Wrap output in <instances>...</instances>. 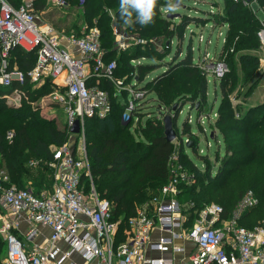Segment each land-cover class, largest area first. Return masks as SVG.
<instances>
[{"label":"built area","instance_id":"2783aa9c","mask_svg":"<svg viewBox=\"0 0 264 264\" xmlns=\"http://www.w3.org/2000/svg\"><path fill=\"white\" fill-rule=\"evenodd\" d=\"M34 1L16 7L0 0V85L11 87L15 81L25 80L23 71L9 65L15 47L36 50L30 79L52 84L50 99L68 113L72 136L75 134L70 129L76 119L84 133L87 119L111 113V93L102 86L103 80L112 84L115 97L119 92H128L122 121H134L136 126L140 119L137 113L148 92L137 79L128 81L115 74L117 61L106 59L101 30L82 25L80 31L60 32L43 24ZM47 2L58 9L69 6L67 0ZM112 32L118 52L148 42L117 23L112 24ZM180 140L185 145L190 141L183 135ZM49 166L55 184L40 191L6 185L10 177L5 170L0 172V238L5 245L0 264H264V221L252 228L240 224L244 214L258 202L254 192L244 193L229 218L222 217L223 205L212 202L188 226L187 203L180 200L179 194L181 185L194 183L195 176L177 153L171 157L169 180L158 194L138 207L128 220L130 235L118 245L120 221L113 218L111 202L95 189L85 141L79 147L66 143L53 149ZM42 227L50 232L45 235ZM178 241H190L195 249ZM149 251L171 256H149ZM181 254L177 260L175 256Z\"/></svg>","mask_w":264,"mask_h":264},{"label":"trees","instance_id":"16d2710c","mask_svg":"<svg viewBox=\"0 0 264 264\" xmlns=\"http://www.w3.org/2000/svg\"><path fill=\"white\" fill-rule=\"evenodd\" d=\"M11 4L18 7L22 4V0H8ZM69 8L76 9L82 13V17L87 27L97 26L101 30V40L106 49V59H116L114 46V35L112 32V14L116 18L119 26H126L131 32L139 34L143 38H153L157 35H164L168 38L175 37L177 30H185L191 23H198L202 17L182 14L178 17V22L171 21L169 18L162 16L161 9L164 7L166 0H157L155 9L154 23L141 26L138 22L131 25H126L121 19L119 11V0H67ZM241 1L243 0H227L231 2L228 7V14L235 15L237 23H231L230 26L235 30L237 37L234 42L236 46L247 44L235 50L233 54L234 68V84L227 94L228 112L233 118V124L226 123L227 119H222V114L219 118L223 124H230L221 127V133L225 142V151L221 153L217 151L215 160L210 161V167L206 171H202L195 162L189 161L188 169L194 173L195 182L190 185H181L179 198L182 202L187 203L186 213L188 216L187 225L194 223L199 215L200 210L205 205L214 201L224 206L222 217L227 219L230 217L232 210L237 201L236 198L243 193L245 184L236 186L235 180L240 178L250 182L252 187H259V193L264 201V130L258 129L260 124H251L249 120L257 110L264 108V102L256 105L250 104L244 107V101L253 92V89L259 84L262 79L260 73V65L252 69V73L246 79L247 60L259 61L260 57L255 55V52L260 47L258 42L252 41L256 38V23L258 19L254 18L253 13L248 8H242ZM259 9L264 10V0H257ZM47 0H35L34 7L43 9L47 7ZM224 17L222 24H226L229 19L224 16V13L219 15ZM214 20V19H213ZM218 21V22H219ZM217 22V19H216ZM200 23V22H199ZM74 23V27H77ZM173 26V27H172ZM74 29L80 31V27ZM255 35V37H253ZM244 40H247L245 43ZM230 42L227 43V46ZM141 46H136L124 50L122 58L128 73V81L137 79L142 84L144 74L148 69L154 67L155 64L146 62L133 63V60L141 58H149L159 60L160 54L153 48L141 49ZM153 47V46H152ZM174 59L167 62L166 70L158 75L149 85V89L156 95L158 101V113L149 112L144 122L141 117L143 113H137L140 116L139 122L135 125L134 121L126 124L122 121V114L126 105L121 104L119 96H114V87L111 83L103 80L102 86L107 88L111 93L112 111L104 118H89L86 133L88 136V156L91 162V169L95 178L96 189L99 196L107 199L113 206V218L119 220V231L116 238V244L127 239L130 235V226L128 220L137 213L138 207L146 202L152 196L159 193L160 189L167 183L170 177V161L174 155L175 145L169 142L165 137L163 115L165 112H172L175 105V98L184 95V106L187 103L197 102L192 95L194 90L191 85L176 81L179 75L176 71L183 68L188 72L195 71V65L192 47L188 48L185 56L180 57L183 52L182 46L179 45ZM169 54V52L167 53ZM19 60L20 70L25 74L23 82L15 81L11 87L0 85V172L5 170L10 180L4 184H16L19 187H29L40 191L45 188H52L51 169L48 168L49 162L53 158L52 144L61 145L68 137V131L56 127L53 121L49 120L45 115H41L39 108L31 106L26 99L19 105L11 104L6 101L5 95L8 90L23 89L27 95H32L34 92L27 85L30 84L29 71L36 64L37 51H27L22 47H15L11 51L10 60ZM118 62V59H116ZM11 67V66H10ZM153 69V68H152ZM241 76V77H240ZM125 77V76H123ZM45 83H50L46 81ZM42 86L40 92H46L52 88V84ZM148 84H144V89H148ZM239 87H243L242 92H236ZM53 89V88H52ZM207 81L204 80L200 91L196 96L201 98L200 110L206 100ZM235 93L237 96L243 97L241 103L234 104L232 97ZM127 97L128 92L123 91ZM193 102H191V100ZM170 110H164L166 105L171 104ZM183 106V107H184ZM176 110L175 129H178L177 120L180 111ZM152 114V116H151ZM145 116V115H143ZM250 121V122H249ZM249 125V127H248ZM134 126V129L132 127ZM248 127V128H247ZM244 128L246 130H236ZM14 130L12 139H9L8 131ZM229 130L239 133H230ZM178 137H182L179 133ZM193 134V133H192ZM182 142V141H181ZM198 143L195 141L194 150L197 151ZM179 153L181 160L186 158V152L183 142L180 144ZM34 158V162H38L36 170L29 166L30 158ZM41 158L48 164H43L38 159ZM215 161V162H214ZM33 162V161H31ZM217 164V169L214 170ZM43 169L46 170L43 171ZM201 173V174H200ZM49 175V176H48ZM198 175V176H197ZM29 181L32 183L29 184ZM240 188L238 195H234L233 191ZM256 190V189H255ZM258 194V193H257ZM243 195V194H242ZM241 195V196H242ZM253 209L247 211L242 217L240 224L252 228L249 223V218L254 214ZM264 216V212L261 213ZM254 224V223H253ZM252 224V225H253ZM4 250V242L0 238V255Z\"/></svg>","mask_w":264,"mask_h":264},{"label":"rangeland","instance_id":"374dc122","mask_svg":"<svg viewBox=\"0 0 264 264\" xmlns=\"http://www.w3.org/2000/svg\"><path fill=\"white\" fill-rule=\"evenodd\" d=\"M27 0H22V4ZM180 1V7L176 12H166L161 9L162 16H165V18L171 19V21L178 22V17L182 14H189L191 16H198L202 17L201 21L196 23H191L189 26L186 27L185 30L178 29L177 35L171 39L164 35H157L153 38H147L148 42L146 45H144L147 49H155L160 54L159 60H152L149 58H141L137 60L136 63L139 62H146L149 64H155L154 67H151V69H148L147 73L144 74V84H148L147 89V95L146 100L144 101L143 107L140 110V113L142 114L141 120L144 122L147 117H150L149 112H156L158 113V101L156 100V95L153 91L149 89V85L151 82L156 78L158 75L163 73L166 70L167 62H170L174 59L175 53H177V48L179 45L182 46L183 52L181 53L180 57L185 56L188 48L192 47L193 52V58L195 65L197 66L196 70L191 72L187 71L183 68H179L176 73L179 74L176 78L177 82L180 83H186L187 86L190 84L191 87L194 89L192 90V93L188 92L187 94L192 95L197 102L196 105L194 103H187V105L184 106L185 100L182 98L184 95H180L177 98H175V105L177 107V110L181 109L183 106V109L179 113V117L177 120L178 129L182 132V135L184 138H189L190 141H193V144L191 147L185 145V152H186V158L184 160H181L179 148L181 142V138H177L173 143L175 145L174 152L177 153L179 156L180 162L188 167L189 161L195 162L202 171H206L210 167V161L215 160L216 155L218 154L217 151H220L223 153L225 151V142L223 135L221 133V127L233 124V118H231L230 114H227L228 112V103H227V94L230 91V88L233 87L234 84V68H233V54L236 49L245 47L247 44H242L239 46L235 45V41L237 37L235 36V30L232 29L230 26L231 23H237V19L235 18V15L228 14V5L231 4V2L227 3V0H175ZM47 7H44L43 9H36L40 15L41 21L45 25H51L54 26L58 31L67 33L70 31H73L74 29H78L77 27H81L84 25L83 19H80L82 17V13L76 9H72L71 7L66 9H58L56 7L51 6L49 3H47ZM166 5V3H165ZM164 5V6H165ZM241 6L244 9L245 7L250 9L253 13V17L258 19V23H256V38H252V41L258 42L257 46L260 47L258 51L255 52V55H258L260 57L259 61H251L247 60L245 62L246 66V79H248L252 73V69L254 67H257V65H260V73L262 74L263 78L259 82V84L253 89V92L248 97L247 101H244V107H248L250 104L256 105L260 102H257L256 100L261 99L264 97V10L259 9V4L257 0H252L251 2H248L247 0L241 1ZM221 13H224V16L228 17L229 21L226 24H222L224 17L221 16V20L219 21V15ZM112 14V24L117 23L116 18L113 14V11L111 10ZM214 19V20H213ZM217 19V22H216ZM219 21V22H218ZM74 23H77V27H74ZM118 24V23H117ZM123 28H126V26H120ZM173 27V26H172ZM253 35V37H255ZM245 43L247 40H244ZM230 42V45L227 46V43ZM141 46L140 44L137 45ZM144 46H141V49H145ZM153 46V47H152ZM136 47V46H135ZM133 47H130V49ZM129 49V48H128ZM127 49V50H128ZM169 52V54H167ZM121 52H116V59H118L117 62V68L115 70V74L118 77H127L128 73H131V71H127L124 65V59L122 58ZM11 69H19V60L17 57L15 59L10 60L9 62ZM134 63V62H133ZM223 65L222 71L219 70V66ZM153 68V69H152ZM20 70V69H19ZM241 77V76H240ZM204 80L207 81V93H206V100L204 101L202 108L200 110L201 105V98L197 97L196 94L198 91H200L202 84ZM50 83H43L39 81H30V84L27 85L32 91L34 92L32 95H27L25 93V88L18 89L17 92H14V90H8L10 91L8 96L5 95V99L7 102L15 105H19L23 102L24 99H26L27 102L31 104L33 107H37L40 110L41 115H45L49 120L53 121L54 125L60 129L66 130L69 132V126H68V113L66 112L65 108L61 106L60 104H57L56 102H53L50 99V93L52 91V88L50 90H47L46 92H40L42 90V86L49 85ZM42 85V86H41ZM243 91V87H239V89L236 90V92L240 93ZM237 93H235L232 97V102L234 104L241 103L243 100V95L241 97L237 96ZM119 99L121 104H127L128 99L130 96L127 97L123 94V92H119ZM191 102L192 99H190ZM263 103V102H262ZM171 104L166 105V108L164 110H170ZM198 105V107H197ZM170 112V111H168ZM167 113V112H165ZM222 114V119H227L226 123L230 124H223L220 122L219 118ZM145 115V116H143ZM152 116V114H151ZM251 121V124H260L259 128L260 130H264V108H261L260 110H257L254 114H252L251 118L249 119ZM249 121V122H250ZM126 124H129L126 122ZM134 125V124H133ZM86 126H88V121L84 122V133L81 132L78 135L72 136L70 133H68V137L65 139V141L61 144H68L73 143L77 147L81 146L83 142L85 141L87 149L91 146H89L88 143V136L86 133ZM249 127V125H248ZM247 127V128H248ZM134 129V126L132 127ZM177 129V131H178ZM236 130L244 131L246 129L244 128H238ZM179 131L180 135L181 132ZM230 133H239L235 130L231 131ZM12 133V135H10ZM193 133V134H192ZM264 133V131H263ZM14 135V130L8 131V138L12 139ZM195 141H197V151L194 150L193 146ZM61 145H55L52 144V149H55ZM88 152V150H87ZM219 155V154H218ZM218 159V158H217ZM90 160V159H89ZM31 161H34V158H30L29 166L31 169L36 170L38 167V162L33 164ZM38 161H41L43 164H48V162H45L43 159L39 158ZM215 162V161H214ZM48 168L51 169L49 164L47 165ZM91 166V162H90ZM214 170L217 169V164L215 165ZM43 171L46 172L45 169ZM52 172V170H51ZM201 174V173H200ZM49 176V175H48ZM198 176V175H197ZM52 177V187L55 184V176L53 172L51 173ZM93 184L96 189L95 184V178L93 176ZM92 182H89L87 184V187H89L90 190V184ZM32 183L29 181V184ZM236 186H240L241 184H245L243 195L246 191L252 190L258 200L255 207H253L254 214L250 216L249 223L251 226H256L259 222L264 221V216L261 214L264 212V201L262 200V196L259 193V187H252L250 185V182L246 180H241L240 178L235 180ZM32 185L29 186V188ZM28 187V186H27ZM45 188V187H44ZM240 188H237L236 191H233L234 195H238ZM256 189V190H255ZM97 191V189H96ZM99 194V192L97 191ZM258 193V194H257ZM264 194V192H262ZM241 194V195H242ZM239 196V198H236V203L240 200V198L243 196ZM216 202V201H214ZM217 203V202H216ZM235 203V205H236ZM254 223V224H253ZM253 224V225H252ZM5 255V245L4 250L1 252L0 258L4 257Z\"/></svg>","mask_w":264,"mask_h":264},{"label":"clouds","instance_id":"9594fccd","mask_svg":"<svg viewBox=\"0 0 264 264\" xmlns=\"http://www.w3.org/2000/svg\"><path fill=\"white\" fill-rule=\"evenodd\" d=\"M157 0H119V11L121 19L126 25L138 22L141 26L154 23ZM180 5L175 0H166L162 8L166 12H176Z\"/></svg>","mask_w":264,"mask_h":264},{"label":"water","instance_id":"95a60500","mask_svg":"<svg viewBox=\"0 0 264 264\" xmlns=\"http://www.w3.org/2000/svg\"><path fill=\"white\" fill-rule=\"evenodd\" d=\"M247 1L251 2L252 0ZM177 3L180 4V1H177ZM176 110L177 107L174 106L172 112H176ZM172 112H167L163 115L165 137L169 142H174L178 138V132L175 129L176 116ZM70 132L75 135L81 133V123L78 119L75 120L74 125L70 129ZM186 144L187 146L191 147L193 141H188Z\"/></svg>","mask_w":264,"mask_h":264},{"label":"crops","instance_id":"0c3cea01","mask_svg":"<svg viewBox=\"0 0 264 264\" xmlns=\"http://www.w3.org/2000/svg\"><path fill=\"white\" fill-rule=\"evenodd\" d=\"M262 78H263V76H262ZM257 102H260V103H262V102H264V97L263 98H261V99H257L256 100ZM42 231H43V233L45 234V235H47L48 234V232H50V229L47 227H42ZM158 235V233L156 232V233H154V237L156 238V236ZM128 237V236H127ZM178 244H185L186 246H188V248L189 249H191V250H193V249H195V245L192 243V242H190V241H178L177 242ZM148 254H149V256H167V257H170L171 256V254L170 253H162V252H160V251H149L148 252ZM184 254H181V255H176L175 256V258L177 259V260H179V259H181L182 258V256H183ZM76 259L80 262V263H83V261H82V259L81 258H79V257H76ZM91 264H98V262L97 261H93V262H91Z\"/></svg>","mask_w":264,"mask_h":264}]
</instances>
